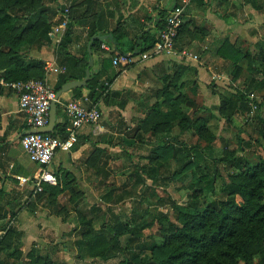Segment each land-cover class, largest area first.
Returning <instances> with one entry per match:
<instances>
[{
    "label": "trees",
    "instance_id": "obj_1",
    "mask_svg": "<svg viewBox=\"0 0 264 264\" xmlns=\"http://www.w3.org/2000/svg\"><path fill=\"white\" fill-rule=\"evenodd\" d=\"M77 1H80L79 7L72 13L70 6L68 8L67 28L54 48L55 63L64 69V72L57 75L53 86L55 92L69 81L84 78L89 60L87 45L93 36L109 35L103 40L92 41L91 53L105 42L109 45L112 55H125L120 39L126 32L118 28V20L112 25V13L104 11L97 0H73V3ZM51 2L56 0H0V80L3 83L44 78V62L30 53L51 45V22L46 15V3ZM63 9L61 7L60 11ZM163 21L164 16L157 20L155 28L161 29ZM78 28H81V32H78ZM81 35L83 43L79 45L78 50H72V46L79 43ZM156 40V33L149 30L139 31L131 39L130 57H140ZM217 55L233 65V79L240 71V61L246 60L248 68H251L253 62L248 51L233 47L228 40L223 41ZM188 69L196 75L195 68ZM176 76V73L172 72L161 77L160 87L152 94L155 99L152 104L139 99L138 106H143L145 112L144 116L138 119L132 138L135 143H144L143 136L148 134L154 142L150 155L151 165L140 168L142 175L150 180V184H144L141 176L136 180V183L141 185L140 189L144 187L140 193L142 200L147 190L160 186L161 182L167 179L162 168L165 165L168 168L170 160L179 165L171 173L172 176L180 174L183 169L199 171L200 174L195 180L204 183L208 192L213 191L212 180L200 171L204 161V149H208L215 140V134L209 124L215 116L209 109L196 104L194 98L197 94V84L194 79L187 81L191 83L192 88L193 97L190 98L183 91L185 82L179 83ZM109 84V80L100 79L92 66L87 83L83 87L72 89L71 93L74 97L87 95L93 103H97L103 95H106L105 98L118 96L117 105L120 110L125 108L129 95L139 97L126 89L109 92ZM3 87L0 84V92ZM219 98V105L213 109L222 114L226 122H231L235 113L248 110L245 96L240 91ZM57 107L59 108V105ZM198 111L207 113L197 115ZM64 127L65 124L56 123L51 134L64 137ZM174 128H177V132L172 135ZM187 132L196 138L193 144H187L181 139ZM224 161H230L239 171L234 174L233 179L237 174L240 179L224 184L222 196L206 201L201 210L193 200L185 206L172 200H159L161 204L171 207L174 222L160 211L151 213L144 210L141 208V200L137 202L139 209L132 210L129 216H115L110 222L102 220L97 228L92 225L91 220L82 219L81 226L76 230L79 237L76 242L77 259L84 260L89 257L94 261L106 262L115 257L113 249L117 248L123 257L120 264H251L254 257L259 264H264V160L258 159L250 163L232 155ZM42 169V166H39L32 176L38 175ZM106 172L102 169L100 171L105 177L108 176ZM3 177L6 178V175L1 171L0 220L8 216L9 221L1 225L3 233L0 235V254L3 256H0V264H52L48 257L36 255L33 250L28 252L27 262L14 257L22 251L23 232L18 228L15 211L20 207L19 201L23 192H15L13 188L6 191L2 184ZM101 185L104 183L96 184V189ZM74 187L69 172L63 173L61 184L43 185V200L53 214L60 216L66 210L58 202V197L65 189L71 191L69 200H75L78 193H81L74 191ZM112 191L113 189L101 194L105 204L111 203ZM154 223L159 226L160 242L148 241L144 234L146 227ZM122 237H125L124 242L121 241ZM11 248L12 252L9 250ZM11 257L13 261H10Z\"/></svg>",
    "mask_w": 264,
    "mask_h": 264
},
{
    "label": "crops",
    "instance_id": "obj_2",
    "mask_svg": "<svg viewBox=\"0 0 264 264\" xmlns=\"http://www.w3.org/2000/svg\"><path fill=\"white\" fill-rule=\"evenodd\" d=\"M97 1L104 11L112 13L113 18L110 20L112 25L118 20V28L126 32L120 42L123 44L122 48L125 54L131 56V39L134 35L141 30H149L157 34L158 29L155 28L157 20L162 16L165 18L179 0ZM111 1H113L112 4H109ZM116 6L118 14H116ZM182 23H184L183 28L180 32L178 31L176 38V49L177 51L188 50L198 55V58L201 57L200 61L198 59L199 62L183 64L174 56L158 55L151 56L146 60H141V57H130L129 64L122 63L115 67L111 62V58L115 55L101 48L92 53L94 71L101 80H109V92L126 89L139 97L134 98L132 94L129 95L130 98H128L125 108L120 110L117 105L118 96L105 98L106 95H103L96 103L101 112L100 121L97 124L80 128L77 144L70 152L56 153L47 168L49 171L58 172V174L69 172V177L78 185L81 193L85 191L90 193L96 184L106 182L108 179L104 173H100L101 169L104 171H107L108 167L113 169L116 163L114 161L108 164L106 158L110 155V159L115 158L116 160L117 156L115 157L111 153H117L118 146L137 144L132 138L133 135L128 137V132L118 133V123H125V130L130 131V127L133 126L130 120L140 117L137 111V107L140 106H134L133 102L138 105L139 99L146 97L144 89L150 85V80L154 79L158 72L162 73L161 77H163L176 70L179 73L178 81L180 79V83L193 78L200 91L208 93L209 99L216 101L218 96L211 94L208 88V75L212 74L214 69H218L219 65L220 67L221 65L230 67L231 72L233 70V65L217 55V50L224 40H228L233 47L249 52V56L253 58L252 69L255 68L256 63L258 66L263 65L264 25L258 26V24L264 23V0H254V2L252 0H191L184 10ZM259 28H263L262 34L259 33ZM77 30L81 32V28ZM82 40L83 35L80 36L79 43L72 46V50H78L79 45L83 43ZM102 44L109 47L105 42ZM49 47L32 51L30 54L45 63L55 64V46L52 43ZM238 66L241 69L247 68L248 62L240 61ZM189 67L196 69V75H193L188 69ZM224 72L211 75L220 77L219 80H215V83L227 78ZM57 75L51 72L45 74L46 81L52 88ZM2 83L3 81L0 80V84L4 86ZM73 97L70 90L61 94L56 101V123L67 124L63 108L64 104ZM152 99L155 100L153 97ZM28 130L30 128L27 125L26 116L18 110L17 97L4 86L0 92V172L2 171L6 175V178L3 177L2 180L6 191L13 187L11 181L18 182L16 181L17 176L32 177L39 167L28 159L20 145V137ZM175 131L173 129L171 134L174 135ZM118 137H120V142ZM21 154L27 157L30 165L20 161ZM59 184H61V180ZM17 210L15 213L20 222L18 228L23 232L22 244L37 239L38 230L34 225L35 220L28 221V213L24 210L18 213ZM24 212L26 216L23 218L21 215Z\"/></svg>",
    "mask_w": 264,
    "mask_h": 264
},
{
    "label": "rangeland",
    "instance_id": "obj_3",
    "mask_svg": "<svg viewBox=\"0 0 264 264\" xmlns=\"http://www.w3.org/2000/svg\"><path fill=\"white\" fill-rule=\"evenodd\" d=\"M113 1L109 4H112ZM79 4L80 1L74 4L73 0H56V2L46 3L48 8L46 15L51 22V27L60 22L61 7L65 9L70 6L72 13L75 8L79 7ZM116 14H118V7ZM260 25H264V23H259L258 26ZM252 30L255 33V29L253 28ZM262 32L263 28H259V33L262 34ZM200 60L201 57L199 58ZM181 63L190 64L191 62L182 61ZM262 66H258L256 63L254 69L248 67L240 68V71L233 79L230 67L227 68L222 65L220 67L219 65L218 69L212 71V74H223L225 71L224 73L228 79L226 78L215 83L216 81L212 79V74H209L207 78L209 91L211 94L218 96L219 100L217 99L216 101L209 99L208 93L201 92L197 85V96L194 98L196 104L209 109L211 114L215 116L209 122L211 130L215 134V140L208 149H204V161L201 163L202 171H200L206 173L212 180V192H208L205 189L204 183L195 180L200 174L199 171L183 169L180 174L172 176L171 173L179 165L175 161L170 160L169 167L167 168V165H165L162 168L163 175L167 176V179L162 181L160 186L147 190L142 200L140 193H142L144 187L142 186V189H140L141 185H138L136 180L141 176L144 184H150V180L142 175L140 168L144 165H151L152 160L150 159V155L151 149L154 147L153 139L146 134L143 136L144 143L138 142L134 146L126 147L118 146V152L111 153L112 155L114 154L113 156H117L116 160L115 158L110 159V155L106 158L108 164L114 161L116 163L113 169H110V167L107 168L106 173L108 176H106V179L108 180L104 182V185H101L98 189L95 187L90 193L88 191L78 193L75 200H69L71 191L65 189L58 197V202L61 207L63 206L66 209L60 216L53 214L48 205H46L43 200V191L34 193L31 185H21L19 182L11 181L12 188L15 192H23V197L19 201L20 207L17 212L19 213L23 210L27 212L30 215L27 214L28 221L34 219V225L38 230V238L22 244L21 254H15L14 257H19L20 261L27 262L28 252L33 250V253L36 255L38 254L45 258L48 257L52 264H120L123 257L117 248L113 249L115 257L106 262L94 261L89 257H85L84 260L77 259L76 242L79 240V237L77 236L76 230L81 226L82 219L84 221L91 220L92 225L97 228L103 222L102 220L104 222H110L115 216L121 218L129 216L132 210L135 208L137 210L139 209L137 202L141 200V208L149 210L151 213L160 211L174 222L171 207L161 204L159 200H172L182 206H185L190 200H193L197 202L198 208L201 210L206 201L221 197L224 184H229L232 181H238L240 179L238 174L233 179L234 174L239 173V171L232 166L230 161H224V159L227 160V158L233 155L235 158H243L250 163H254L258 159L264 160V62ZM174 72L178 78V71L175 70ZM161 74L159 72L156 73L155 78L150 80V85L145 87L144 95L146 97L143 99L144 103H153L152 94L161 85ZM178 82L180 83V79ZM184 82L185 86L183 91L187 96L192 98L191 83ZM238 91L244 94L248 110L235 113L231 122H226L224 116L213 108L219 105V97H225ZM133 104L134 106H138L135 102ZM132 109L134 108L132 107ZM137 109L140 117L130 120L133 124L130 127V131L125 130V123H122L121 120L123 125L118 123V133L128 132V137L134 135V127L138 119L144 116L145 112L143 106L137 107ZM205 112L207 113V111H198L197 115H206ZM174 130L177 132V128H174ZM181 139L187 144H193L196 140L195 137H191L190 132L184 133ZM118 141L120 142V137H118ZM201 147L203 148L204 146ZM20 161L29 165L31 164L23 154L20 156ZM63 173L58 174L56 172L58 179L61 180ZM72 183L75 186L74 191L79 192L78 185L73 181ZM111 189H113L111 203L105 204L101 199V194ZM25 212L24 214L22 213L21 217L24 218L26 216ZM16 219L18 227H20L17 216ZM8 221L7 216L2 220L0 226L6 224ZM144 234L148 241H161L159 226L156 223L147 226ZM124 240L125 237H122L121 241L124 242ZM9 250L10 252L13 251L12 248ZM9 250L6 252L8 253ZM0 256L2 257L3 254H0ZM12 258H10V261H13ZM237 264L244 263L238 262ZM251 264H259L256 257L252 258Z\"/></svg>",
    "mask_w": 264,
    "mask_h": 264
},
{
    "label": "built area",
    "instance_id": "obj_4",
    "mask_svg": "<svg viewBox=\"0 0 264 264\" xmlns=\"http://www.w3.org/2000/svg\"><path fill=\"white\" fill-rule=\"evenodd\" d=\"M191 0H179L167 13L163 26L157 32V40L147 51L143 52L141 60H146L151 56L167 55L174 56L180 62H197L198 55L188 51L176 49V38L181 27L185 8ZM61 20L53 25L49 32L52 43L57 45L68 25V8L61 12ZM102 50L110 52V48L101 44ZM129 55L114 56L111 59L113 66L119 64H129ZM46 73L60 74L64 72L56 63L44 62ZM219 80L218 75L212 77ZM10 89L17 97L18 110L26 116V122L30 129L41 128L47 125L50 104L54 101L56 92L50 87L46 78L29 79L12 83H2ZM64 114L67 124L64 127V137L52 135L51 133H29L26 132L20 137V145L28 159L42 166L41 172L32 177L17 176L16 179L21 185H31L34 193L41 192L43 185L57 186L60 180L54 172L47 168L58 152H70L78 142V131L84 126L97 124L101 119V112L96 103H93L87 95L73 97L64 104ZM3 232L0 231V235Z\"/></svg>",
    "mask_w": 264,
    "mask_h": 264
},
{
    "label": "water",
    "instance_id": "obj_5",
    "mask_svg": "<svg viewBox=\"0 0 264 264\" xmlns=\"http://www.w3.org/2000/svg\"><path fill=\"white\" fill-rule=\"evenodd\" d=\"M107 36L109 37V35H107ZM107 36H103V37L93 36L90 39V41H89V43L87 45V51H88V54H89V60H88V65H87L86 70H85L84 78L81 79V80L69 81V82L65 83L56 92L55 99L50 104L47 125L44 126V127H41V128H32V129L28 130L27 132H29V133H52L53 132L55 124H56V101L61 96V94L65 93L67 91H70L72 89H77V88L83 87L87 83V81L90 79V68L92 66L91 43H92V41H94L96 39L103 40Z\"/></svg>",
    "mask_w": 264,
    "mask_h": 264
}]
</instances>
